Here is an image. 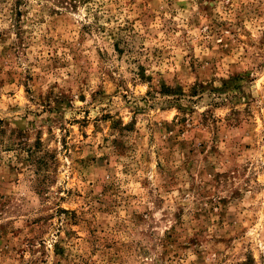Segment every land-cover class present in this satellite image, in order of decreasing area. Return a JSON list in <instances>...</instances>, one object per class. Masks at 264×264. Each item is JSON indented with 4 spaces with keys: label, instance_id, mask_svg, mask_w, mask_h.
Wrapping results in <instances>:
<instances>
[{
    "label": "rangeland",
    "instance_id": "374dc122",
    "mask_svg": "<svg viewBox=\"0 0 264 264\" xmlns=\"http://www.w3.org/2000/svg\"><path fill=\"white\" fill-rule=\"evenodd\" d=\"M0 264H264V0H0Z\"/></svg>",
    "mask_w": 264,
    "mask_h": 264
}]
</instances>
